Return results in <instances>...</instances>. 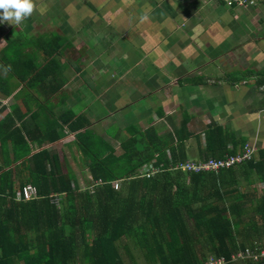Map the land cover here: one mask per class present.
Returning a JSON list of instances; mask_svg holds the SVG:
<instances>
[{
  "label": "crops",
  "instance_id": "crops-1",
  "mask_svg": "<svg viewBox=\"0 0 264 264\" xmlns=\"http://www.w3.org/2000/svg\"><path fill=\"white\" fill-rule=\"evenodd\" d=\"M32 3L34 22L26 17L18 24H0V77L9 79L12 89L1 102L6 108L0 118L15 102L20 104L18 122L29 129L44 124L48 115L59 120L71 111L84 116L93 137L112 147L116 156L128 126L154 127L166 142L173 135L174 148L183 144L175 154L185 160L177 163L204 159V132L214 124L235 139L264 147V32L259 31L264 27V5L239 7L241 13L230 14L222 6L238 7L210 0ZM232 21L248 31L257 28L242 37L228 26ZM28 26L41 32H28ZM45 41L51 42L47 53L40 46ZM73 45L77 56L69 53ZM18 54L24 57L15 66L19 76L30 72L28 57L36 70L50 59L60 67L43 83L30 84L8 63ZM59 131L60 140L45 147L64 157L66 171L76 173L75 159L83 156L76 132L66 125ZM175 132L186 138L179 142ZM232 146L229 142L228 148ZM166 155L172 160L170 149ZM86 169L79 172L85 174Z\"/></svg>",
  "mask_w": 264,
  "mask_h": 264
},
{
  "label": "trees",
  "instance_id": "trees-1",
  "mask_svg": "<svg viewBox=\"0 0 264 264\" xmlns=\"http://www.w3.org/2000/svg\"><path fill=\"white\" fill-rule=\"evenodd\" d=\"M50 45L40 46L47 53ZM17 60L23 55L8 62L12 72L30 84L43 83L60 67L50 59L36 70L28 57L30 72L19 76ZM8 81L0 77V116L6 108L1 102L12 92ZM18 106L15 102L0 118V264H141L138 258L142 264H203L209 256L230 260L256 243L264 248V147L254 159L218 172L171 170L184 159L175 154L183 144L174 148L171 133L166 142L154 127L137 132L123 143L125 153L116 156L93 137L84 116L68 111L58 120L48 115L44 124L29 129L18 122ZM64 125L76 132L93 180L84 188L72 170H62L58 154L45 147L60 140ZM175 135L179 142L186 138ZM204 135L203 160L235 155L246 144L215 124ZM155 156L161 171L139 177V168ZM116 180H121L118 189ZM28 184L36 187L38 198L17 201L16 191ZM52 194L63 195L59 206L50 202Z\"/></svg>",
  "mask_w": 264,
  "mask_h": 264
},
{
  "label": "built area",
  "instance_id": "built-area-1",
  "mask_svg": "<svg viewBox=\"0 0 264 264\" xmlns=\"http://www.w3.org/2000/svg\"><path fill=\"white\" fill-rule=\"evenodd\" d=\"M224 4L227 7H241V8H255L264 5V0H210ZM258 149L255 146L245 145L243 149L235 155H225L222 158L214 159L209 158L207 160L185 161L182 163H176L171 165V170H181L184 172L200 173L206 171L218 172L221 169L230 168L236 164L254 159L257 155ZM157 156V155H156ZM156 156L151 161L144 163L139 170V177L151 178L161 169L156 166ZM121 180L113 182L114 188L120 187ZM62 194L50 195V202L56 206H59L62 199ZM38 198V192L35 186L28 184L21 190L16 191L15 199L17 201H29ZM253 262L258 264H264V248L259 244H255L252 247H246L244 250H240L231 255L230 260L225 257L209 256L203 264H229L231 262Z\"/></svg>",
  "mask_w": 264,
  "mask_h": 264
},
{
  "label": "rangeland",
  "instance_id": "rangeland-1",
  "mask_svg": "<svg viewBox=\"0 0 264 264\" xmlns=\"http://www.w3.org/2000/svg\"><path fill=\"white\" fill-rule=\"evenodd\" d=\"M46 1V0H45ZM34 4H35V2H34ZM220 7V9H221V6H219ZM223 7V9H225V10H227L230 14H232V13H241V10L239 9V7L238 8H234V9H230V8H225L224 6H222ZM224 10V11H225ZM220 12H221V10H219ZM218 13L216 16L218 17L219 16V18H220V16H221V13ZM34 13H32V14H30L28 17H30V22H34V21H31V19H33L34 18ZM221 24H224V19L223 18H221L220 20H218ZM234 32L236 31V34L238 35H240V36H244L245 37V34H248L249 32H252L251 31V28H257V25H253L251 28H249V31L248 30H246V29H242V28H244V26L241 28V26L239 25V24H237V23H234L233 21L228 25ZM248 28V27H247ZM27 31L28 32H31V33H39V32H41V30H36L35 32L33 31L32 32V30L31 29H29V26L27 27ZM49 31V30H48ZM244 31H246V33H244ZM260 32H264V27L263 28H261L260 30H259ZM44 32H47V31H43V33ZM71 49L69 50V53L70 54H72L73 56H77L78 54H79V50L77 51V53L75 52V45H73L72 47H70ZM67 56H68V54H67ZM3 101L4 100H2V103H3ZM6 101V100H5ZM138 129H135L134 127H132V126H128V129L126 130H124V133H125V136H126V138L123 140V141H121L120 142V145H117L116 146V148H117V153L119 154V155H121V154H123V153H125V150H124V148H123V143L125 142V141H127V140H129V139H131V138H134V135L138 132L139 133V135L140 134H144L145 132V130L146 129H148L147 127L145 128V127H143V128H139V127H137ZM119 134V133H118ZM256 143V142H255ZM255 143H250V142H246V144L245 145H249V146H255L254 144ZM258 152V151H257ZM79 153H81V152H79ZM114 154H115V152H114ZM78 155V154H77ZM81 155H82V153H81ZM156 155V154H155ZM257 156V155H256ZM255 156V157H256ZM64 158V157H63ZM63 158H60V162H61V167H62V170L65 172L66 171V166L64 165V163H62V160H63ZM83 158L81 157V160L79 161L78 159H75V172L76 173H74L75 174V176H76V184L77 185H79L81 188L83 187V186H85V185H90V184H93V180H92V178H91V176L89 175L88 176V171H87V169H86V171H85V174H83V173H80L79 172V170L81 169V168H83V169H85L86 168V166H85V164H84V161L82 160ZM69 161V163L71 164L72 163V160H68ZM71 166V165H70ZM139 170H140V168H139ZM139 170L137 171V173H138V175H139ZM77 174V175H76ZM79 178V179H78ZM138 261L139 262H141L142 263V260H141V258H138Z\"/></svg>",
  "mask_w": 264,
  "mask_h": 264
},
{
  "label": "clouds",
  "instance_id": "clouds-1",
  "mask_svg": "<svg viewBox=\"0 0 264 264\" xmlns=\"http://www.w3.org/2000/svg\"><path fill=\"white\" fill-rule=\"evenodd\" d=\"M32 12V0H0V24L4 21L18 24Z\"/></svg>",
  "mask_w": 264,
  "mask_h": 264
}]
</instances>
